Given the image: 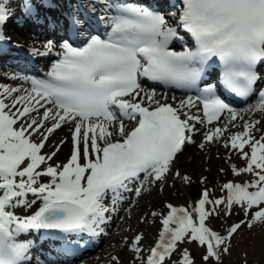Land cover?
I'll return each mask as SVG.
<instances>
[{
	"label": "snow or ice",
	"instance_id": "snow-or-ice-1",
	"mask_svg": "<svg viewBox=\"0 0 264 264\" xmlns=\"http://www.w3.org/2000/svg\"><path fill=\"white\" fill-rule=\"evenodd\" d=\"M97 4L100 14L96 5L91 11L102 33L89 31L81 46L49 39L44 51L32 47L35 56H57L46 78L11 77L27 88L0 84V264L30 260L32 242L18 240L21 234L58 233L66 251L80 246L72 236L101 235L120 206L139 200L149 186L163 190L170 179L191 184L192 177L177 167L180 157L191 145L204 151L214 144L245 161L243 167L230 166L233 176L252 178L228 180L221 187L226 194L215 198L205 187L187 206L167 203L147 256L142 234L130 243L140 264H197L193 253L180 247L184 243L202 250L200 264H222L242 228L264 230V129L260 120L243 114H264V88L255 87L264 79L257 70L264 65V0H174L176 10L169 13L146 0ZM23 7L30 15V0ZM10 16L0 0V26ZM71 23L90 21L73 16ZM5 39L0 34V41ZM176 41L180 50L172 47ZM215 64L228 92L244 99L255 93L256 103L238 110L217 94L215 84L199 87ZM142 80L196 94L177 100L144 87ZM64 127L70 158L54 164L68 137L44 149ZM37 202L31 214L17 215L16 209L31 210ZM236 208L243 219L222 231L209 225L213 218L231 217ZM112 264H120L118 256Z\"/></svg>",
	"mask_w": 264,
	"mask_h": 264
},
{
	"label": "rangeland",
	"instance_id": "rangeland-1",
	"mask_svg": "<svg viewBox=\"0 0 264 264\" xmlns=\"http://www.w3.org/2000/svg\"><path fill=\"white\" fill-rule=\"evenodd\" d=\"M8 27L10 28V25H8ZM260 121H261L260 127L264 129V114L262 116V120ZM237 123H241V122H239L238 120ZM237 130L239 129H233V131H237ZM259 134L260 133H257V136H259ZM196 137H194V139L198 144L201 138L200 136H198V139ZM214 145H208L209 146V147L207 146L208 149L206 147L204 151H201L195 145H191L187 148L185 153L180 157L177 167L180 170L182 169V171L184 170L183 174H187L192 177L191 184L185 185L177 179H170L166 184L165 189L157 197L152 199L151 202H149L148 204L146 203V205L140 204L141 211L137 213L135 217V221L132 222V225L130 227L131 231L127 234L125 233V236L117 238L119 241L116 242L115 244H111V245L109 244L111 248L113 249L116 248L117 254L114 256L119 257L120 264H140V260L137 259V256L130 242L137 234H142L143 240L141 242V247L143 249V255H144V253L147 250L146 247L147 244H149L154 237L156 238L159 232V229L161 227L160 220L162 218L160 214L166 213L165 205L168 202L171 201L177 202L180 203L182 206H187L198 199V197L196 196L198 194V190L201 185H204L206 187L210 185H212L213 187L217 186L218 189H216L215 187V192L218 190L219 193L222 184L225 183L226 180L243 182L245 180H250L252 178L249 174H243L241 176H233L230 170V166L232 164H235L237 167H243L245 166V161L242 160L235 153H232L229 150L225 149L222 144H214ZM190 153H198L200 154V158L194 162L187 161L186 163L185 160L190 156L189 155ZM229 157H231V159H229ZM184 164H186L187 166L184 167ZM221 169H224V171L222 172ZM201 177L207 178L206 184H202L200 182ZM215 197L216 196L212 198ZM153 212L157 213L158 215L152 216L151 213ZM231 221L232 220L230 218L229 219L227 218L225 220L222 217L219 220L218 219L215 221L211 220L209 222L215 225L218 231H222L223 229L231 225ZM109 224H112L114 226L113 229L115 228L116 223L113 220L104 226L108 227ZM116 227H118V225ZM115 231L119 232V229ZM109 236L110 235L107 234L105 239L101 241V243L97 246L98 248L87 251L83 255V257L88 255L94 257L96 256L97 253H100L101 249H103V247L106 246ZM240 238L241 236L237 237L238 241L236 240L231 241V252L230 254L224 255L222 264H254L253 262H256L257 261L256 259L260 260L259 257L255 255L253 252H255L254 239L260 238L261 241L264 242V230H262V226L257 225L256 232L254 233L251 232L248 235V237L246 236V239L239 241ZM188 245H190L191 249H195L194 251L196 252L197 255H199V249L194 247L195 244H188ZM247 255L249 260L247 258ZM83 257H79V258H83ZM101 262H103V260ZM196 262L197 264H200V260L196 259ZM107 264H112V259L111 262Z\"/></svg>",
	"mask_w": 264,
	"mask_h": 264
},
{
	"label": "bare ground",
	"instance_id": "bare-ground-1",
	"mask_svg": "<svg viewBox=\"0 0 264 264\" xmlns=\"http://www.w3.org/2000/svg\"><path fill=\"white\" fill-rule=\"evenodd\" d=\"M13 4V6L10 9V13H11V17L9 18V20H11V22H13L16 25H20L19 27H32L35 29H38L40 32L39 33H34L35 35L37 34V36H31L29 33H25V31H18L15 30L14 28H7V31L3 30V34H11L12 37H14L17 40H22L24 41L28 48H32V47H36L39 49L43 48V44L51 39L57 43H60L58 40L52 38L51 36L48 35H43L44 33H51L54 36L57 35L58 30H63V25H64V18L65 16H67V13H65V10H69V9H73L74 5L71 1L67 2L66 5H60L58 4V1L56 0L52 5H50L48 8L43 7L41 5V3L39 2V0H30L31 4H33V10L37 11V12H43L44 14H40L43 15L44 20L48 21V20H53L54 18L56 19V24L55 27L50 29V26L46 25L45 23H42L40 21H33L30 18H26L23 16L25 12V9L23 7V0H11ZM71 10V12H72ZM70 13V12H69ZM73 13V12H72ZM74 14V13H73ZM13 15V16H12ZM51 16L50 18H47V16ZM76 15V13H75ZM80 18L79 15H76ZM85 20V18H84ZM61 23L60 27L58 28L57 23L58 22ZM23 29V28H21ZM36 31V30H35ZM67 33L69 34V31L66 29ZM78 34V33H77ZM43 35V36H42ZM79 37V36H77ZM3 57L11 60L9 62V64H12L14 61H17V57L12 54L11 52L6 53L3 55ZM20 59V57H18ZM23 62L22 65L26 66L27 65V60L26 58H23ZM46 63L48 62L49 64L52 63V59L50 60H46ZM15 75L17 77H22L23 75L18 74L17 72H15L13 69L11 68H5L3 66H0V84H5V85H9V86H21L23 85V87L27 88L29 85L20 79H16L13 80L11 79V77ZM148 87V86H147ZM146 87V88H147ZM155 90L158 93H164L167 92L168 95L171 97L172 95H175L177 100L182 99L183 98V94H178L174 91H164V90H160L158 88H155ZM256 102L252 103L251 105L255 104ZM249 107V105H247L243 110H246ZM244 118L245 119H256V120H262V116L263 114L261 113H251V112H244ZM260 117V118H259ZM241 122V121H239ZM127 124H130L129 121H126ZM239 124V123H238ZM197 135V139H198ZM65 137H68V141L67 143L64 144V146L62 147L61 151L58 153V155L54 158V160L52 161V163H66L67 160L70 158V154H71V148H72V144H71V138L68 132V128L64 127L60 130H58L54 136H52L51 140L49 141V148H45L44 151L47 152L50 150V146L52 144L58 143L61 139H64ZM201 138V137H200ZM199 138V139H200ZM215 146V145H214ZM209 147V146H208ZM207 147V149H208ZM198 150V149H197ZM190 156L185 160L186 163L187 161L189 162H194L197 159L200 158V154L198 153H190ZM178 166V165H177ZM187 165L184 164V167H186ZM183 167V166H182ZM180 170V169H179ZM184 171V170H183ZM182 169L180 170L181 174H183ZM47 178H45L46 180ZM168 183V182H167ZM166 185L163 187V190L165 189ZM163 190H160L159 188L155 187V186H149L148 191H146V193L140 198V200H136L135 198H131V203H124L120 206V211L116 214L112 215V219L116 225L115 228L113 229V225L112 226H108V227H104L103 228V233L97 237H90L93 239L94 243H96V245H98V241H101L103 238L106 237L107 234H109V239L107 241L106 246L103 247V249H101L100 253H97L96 256H85L83 258H77V256H73L72 258H70L68 255H65V248L67 247V244L65 242V240L63 238H61L60 235H56L53 234L50 238L40 241L39 244H35L40 245L45 251H52L55 247L60 249V253L58 255L55 256H51L49 255L50 258L46 259V262L50 263V264H58L56 263V260H61L64 262H75V264H104V263H110L112 257H114V255L117 254V250L116 248H111L109 246V244H115L116 242H118L119 240L117 238L119 237H123L125 236V233H129L131 231L130 227L132 225V222L135 221V217L137 215L138 212L141 211V207L140 204L146 205V203L148 204L149 202L152 201V199H154L155 197H157ZM131 197V194H127ZM29 199H32V197L30 196ZM17 214L20 215H28L29 213H31V210L28 209H16L15 210ZM124 212V215H123ZM128 215V216H127ZM118 225V227H116ZM119 229V232H116L115 230ZM75 236L70 237V239H72ZM48 240H51V243L48 244ZM34 242L36 243V241L34 240ZM59 242L62 243V246H60ZM103 260V262H101ZM69 264V263H66Z\"/></svg>",
	"mask_w": 264,
	"mask_h": 264
},
{
	"label": "trees",
	"instance_id": "trees-1",
	"mask_svg": "<svg viewBox=\"0 0 264 264\" xmlns=\"http://www.w3.org/2000/svg\"><path fill=\"white\" fill-rule=\"evenodd\" d=\"M239 211L237 210L236 212H233V215H238ZM214 219V218H213ZM254 229H248V228H242L234 237L233 240L238 241L237 237H240V240L246 239V236L248 237V235L253 231ZM255 244H254V250L255 252H253L255 255H257L259 257L260 260L256 259V262H253L254 264H264V242L261 241L260 238H256L254 239ZM183 245V244H182ZM194 247H196V245H194ZM197 248V247H196ZM195 249H192V252L196 255V259L200 260V252L202 251L201 249H199V255L196 254V252L194 251ZM198 253V252H197ZM177 256V255H176ZM176 256L172 257V260L175 261ZM248 258V255H247ZM249 260V258H248ZM250 263V262H249Z\"/></svg>",
	"mask_w": 264,
	"mask_h": 264
}]
</instances>
